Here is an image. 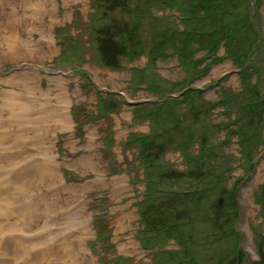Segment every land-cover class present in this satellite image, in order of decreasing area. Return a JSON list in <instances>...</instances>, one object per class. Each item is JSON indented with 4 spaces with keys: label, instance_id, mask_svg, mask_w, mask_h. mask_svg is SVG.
Masks as SVG:
<instances>
[{
    "label": "rangeland",
    "instance_id": "1",
    "mask_svg": "<svg viewBox=\"0 0 264 264\" xmlns=\"http://www.w3.org/2000/svg\"><path fill=\"white\" fill-rule=\"evenodd\" d=\"M38 2L43 13L30 15L32 4L28 6V14L23 12L24 0H13L11 5L19 15L28 20L31 16L33 22L31 18L25 28L14 31L0 28V133L4 134L0 141V173L6 170L10 174L11 170L24 173L33 183L24 184L25 190L16 203L13 201L9 206L0 195V264H43L40 262L43 258L54 264L50 260L54 256L60 260L58 264H69L67 252L61 247L75 251L77 264H157L159 250L170 251L181 246L167 235L154 239L151 237L155 232H150L149 241L147 235L141 234L138 229L143 225L138 220L137 202L145 197V202H149L156 189L174 190L182 201L167 204L166 199L157 197L158 205L178 211L180 216H200L204 212L194 206V195L200 191L208 193L199 205L205 209L209 195L218 196L232 184L238 204L235 227L245 252L240 264H263L259 262L258 239L264 237V206L259 204L256 192L264 186V0H248V3L228 0L230 9L235 11L223 15L230 23V31L236 30L241 21L246 23L240 26L245 32L242 39L246 41L240 56L247 57L244 64L239 62L241 66L235 65L231 57L237 55V50L229 57L213 59L205 58L204 50H197L180 61L171 53L172 44L160 40L161 35V39L166 38V34L177 35L176 28L181 26L179 12L175 8L157 9L155 6L148 10L135 2L140 18L131 19L130 27L141 32L145 52L139 50L130 59L122 56L118 68L111 65L117 57L103 64L98 57L101 54L98 44L107 30H89L85 26L94 12L90 0ZM219 4L220 0H216V10ZM213 15L205 22H213ZM246 15L258 36L249 29ZM50 23L53 25L49 36L55 44L52 53L45 47L42 59L31 56L36 54L7 59L10 54L4 52L9 51L4 34L15 44L28 38L38 40L41 30ZM166 29L168 32L163 34ZM112 31L114 29L109 32ZM105 45L102 41L101 46ZM224 46L221 40L213 56L226 53ZM163 47L168 48L169 55H162ZM96 69L101 71L96 74ZM21 73L25 80L5 82V78L14 80ZM48 79L53 80L52 83ZM58 83L64 87L62 94V89H56ZM186 86L193 89L189 94H180ZM199 88L201 92L196 91ZM4 92L29 96L32 108L41 104L44 108L46 104L48 115L43 113L25 123L37 131L30 129L25 137L17 133V106L12 103L16 99L10 100L8 110L3 105L5 96L1 93ZM165 93L174 98L154 108L152 101ZM66 95L70 99L67 119H49L51 115H58L59 100ZM99 96L105 98L103 102L98 100ZM204 130H207L205 138L199 139ZM247 134H251L249 141L242 145L240 135ZM148 143L156 159L153 165L150 158L153 166L146 163L144 167L139 147ZM47 154L54 161L55 180L40 179V173H36L39 160ZM84 155L89 161L77 164L75 159ZM196 156L204 159L203 167L197 165L191 172L193 161L188 158ZM201 172L204 177L200 176ZM147 174L156 180L149 183V192ZM58 179L60 181L55 182ZM93 180L89 189H68L69 183ZM58 183L66 188L61 189ZM118 185L124 187L115 193ZM45 186H48L47 191L41 190ZM195 188L199 191L193 193ZM48 197H52V205L48 204L52 199L43 202ZM67 202L85 210L86 230L71 226L63 213L71 207ZM62 205L66 208L56 215L44 209V206L58 209ZM29 206L33 207L26 208ZM23 209L27 211L22 214L24 223L21 224ZM222 210L205 211L213 214L212 217L175 227L173 235L195 238L203 231L221 227L228 233L231 220ZM38 229L41 233H37ZM235 235L220 240L219 249L218 244H212L210 251L216 252L215 257L218 251L228 248ZM7 237H12L14 244L5 242ZM155 240H160L161 244ZM193 247L199 249L200 264L215 263V257L211 261L204 260L201 248L206 245L198 241ZM162 254L158 264L164 258L169 259L166 253ZM176 255L181 257L182 251Z\"/></svg>",
    "mask_w": 264,
    "mask_h": 264
},
{
    "label": "trees",
    "instance_id": "2",
    "mask_svg": "<svg viewBox=\"0 0 264 264\" xmlns=\"http://www.w3.org/2000/svg\"><path fill=\"white\" fill-rule=\"evenodd\" d=\"M91 4L93 5L94 12L89 15V20L86 22L85 26L89 30L98 29V31H105L107 30L108 33H105L101 37L100 43L98 44V49L101 48V54H99V58L101 57V64H103L106 60H111L113 57H117L116 64L120 66V60L123 56L126 59H130L138 54L139 50L145 49L142 47L141 38H140V31L137 28L130 27V20L135 18H140L138 14L137 5L134 6V3H140L143 7L151 8L153 6L157 7V9H165V8H175L179 12V20L181 25L183 26L181 30L177 28V35L168 36L166 33L168 30L166 29L163 31V34H166V38L160 40L162 42H167L172 44V50L174 54L178 56L180 61H184V59L188 56H191V53L197 50H204L203 56L205 58H222L226 56H230L232 51L237 50L238 53L233 58L234 63L237 66L240 63L245 62L246 56L242 58L240 54L243 53L242 47L246 43L244 42V37L242 39V35L245 34L244 31L240 29V26L246 24L244 21H241V24L238 25V28L234 31H230L229 26L230 23L224 19L223 15H228L229 13H234L235 11L230 9L228 0H220V4L218 5L220 8L217 10L215 9V1L216 0H90ZM219 1V0H218ZM248 3V0H246ZM149 10V9H148ZM107 11V19L101 20L100 18H96L98 14H101ZM211 14L213 22H205L207 21L206 18L210 17ZM148 15H150L148 13ZM147 15V16H148ZM94 16V17H91ZM100 16V17H101ZM129 18V20L127 19ZM240 21V20H239ZM246 22H247V15H246ZM97 23V26H96ZM104 25V27H99L100 24ZM108 23V24H107ZM247 25L250 26V30L252 29L253 32L254 26L251 22H247ZM106 27V28H105ZM112 32H109L113 30ZM252 32V33H253ZM255 35L257 32H254ZM258 36V35H256ZM115 37V38H114ZM221 40H224V47L226 49V53L221 56H213L216 51V47H218ZM105 43L104 47L101 46V42ZM167 47H163L162 55H169L170 52L167 51ZM151 50V49H150ZM151 52V51H149ZM71 56H74L71 55ZM248 56V55H247ZM105 65V64H104ZM107 65V64H106ZM83 75H85L82 72ZM193 89V87H191ZM191 88H187L183 91L185 94H189L192 90ZM197 92H201V89H197ZM182 94V92H181ZM152 105V104H151ZM234 121V120H233ZM234 124L235 122H231ZM230 123V125H231ZM207 130L201 132L200 138H205ZM194 133V132H191ZM251 134L247 135H240L239 141L243 145L246 143V140L249 141V137ZM185 150V149H184ZM139 153L141 154V158L144 162V167L147 166L146 163H150V158H152L153 165L154 160L156 157L154 153H150V144L146 146L145 144H140ZM186 154V151H185ZM188 160L191 162L193 161V168L191 172L197 169V165H202L204 159H199L198 156L194 157L193 159ZM151 165V166H153ZM203 167V165H202ZM152 174V172H149ZM181 179L184 178L183 174L178 175ZM202 177H204V173L201 172ZM199 176V177H200ZM148 179V191L151 190L149 183H153L156 180H153L150 175L147 174ZM234 184L226 188L220 194L217 195H209L208 204L206 205L205 209H202L199 205L201 200L205 197L204 193L200 191V193H196L199 189L195 188L193 193L194 195V206L199 210V212H204L202 214H187L185 216H180L178 211L171 210L170 208L163 207L158 205L157 197H162L166 199L165 201L168 203H174L176 201H182L178 197H176L174 190H167V189H156L154 192V196L151 197L149 202L146 201V197L141 199L137 202L138 204V212H139V221L143 225V227L139 228V232L141 234L147 235V239H150V232H155L151 238L159 239L162 238V235H167L166 237L175 239L176 242L179 243L181 247H178L175 250L167 251L159 250V253H166L165 256H168L169 259L164 258L162 259L159 264H200V260L198 259V252L199 249L197 247H193V244H197L199 241L201 244L203 243L206 247L201 248L202 253H205L204 260H213L215 259L214 264H240L244 259L245 252L241 248L239 243V234L235 227V218L236 214L238 213V204L236 201V192L234 193L233 190ZM264 186H261L258 189L257 197L259 204L263 207L264 206ZM237 189V187H236ZM226 193H228L226 195ZM165 194V195H164ZM217 203H220L217 205ZM233 208V210H232ZM209 209H221L222 212L230 218V230L227 233L225 230L222 229H213L209 231H203L197 237L190 236H174L172 229L175 227H179L182 224L186 223H198L199 221H203L210 216L212 217L213 214L209 212H205ZM164 211H167L168 214L165 215ZM180 217V219H179ZM236 234L233 242L228 246L226 250L221 252L218 251L217 257L216 252L213 253L210 251L213 247L212 244H218V242L222 239L228 238L232 234ZM165 237V238H166ZM199 238V240H198ZM140 239H143V236L140 235ZM263 239V240H262ZM260 248H259V262L264 263V237L258 239ZM150 241V240H149ZM155 243L161 244L160 240H155ZM145 246V243H143ZM220 244H218V249L220 248ZM258 248V247H257ZM200 249V250H201ZM263 249V251H262ZM182 251V256H177L176 254L179 251ZM215 257V258H214ZM161 255L157 259L160 260Z\"/></svg>",
    "mask_w": 264,
    "mask_h": 264
},
{
    "label": "bare ground",
    "instance_id": "3",
    "mask_svg": "<svg viewBox=\"0 0 264 264\" xmlns=\"http://www.w3.org/2000/svg\"><path fill=\"white\" fill-rule=\"evenodd\" d=\"M12 1L13 0H0V28H7L10 31H14L15 28L17 30L20 27L21 28H25V25H27V23L30 22L31 18H32L31 21L33 22V17L29 16V20H28L26 18V16L19 15L18 10L15 9L13 5H11ZM38 1L39 0H24V3L22 4L23 5V12L24 13L26 12V13L29 14V11L27 12L28 6L30 4H32L33 9L31 10L30 15H33V14H36V13H43L42 7H41V5L39 4ZM107 14H108V12L104 11L102 13L103 16H101V14H98L95 17L96 18H100L101 20H105V18L106 19L108 18ZM91 17H94V16H91ZM37 21H40V19H38ZM52 25L53 24L50 23V25L48 27H46L43 30H41V34L42 35L40 36V38L38 40H32V39L28 38V39H24V40L20 41L17 44L13 43V40H12V38L10 36H7L6 34H4L2 37H3L4 41L6 42L5 45L7 47V50H9V51H4V52H6L7 54H10V55L7 56V59L15 58V57H17V55H21V56L24 57V55H31V54H36V55H31V56H34L35 58L42 59V58H44L42 53L43 52L46 53L45 47L50 51V53H52L54 51V49H55L54 41L49 36L51 34L50 29H51ZM96 26H97V23H96ZM102 26L104 27L103 23L100 24L98 26V28L102 27ZM182 27L183 26L181 25L177 29L181 30ZM95 31H98V29H95ZM162 37H163V35L160 36V38H162ZM169 44H171V43H169ZM12 47H13V49H12ZM172 49L173 48H171V53L173 52ZM215 53H217V50L215 51ZM67 56L69 57V55H67ZM31 65L33 67H35L34 63L31 64ZM111 65L114 68H118L119 67V65L115 64V63H112ZM145 68L146 67H142L141 69H145ZM132 69H136V67H132ZM95 71H96V74H98L99 71H101V70H97L96 69ZM34 73L36 75H38L37 70H35ZM42 77L43 76H41V78ZM7 78H5V82H7V81L8 82H11V81L14 82L17 79H19L21 81L25 80V77H24V75L22 73L19 74V76L17 78H15L14 80L7 79ZM52 81L53 80H49L48 79L49 83H52ZM57 87H59V88H56V87L55 88L58 89V90L62 89L61 94H62L63 91H65L62 84L58 83ZM38 88L40 89V87H38ZM4 89H1V91L2 92L5 91ZM27 93H29L28 90H27ZM182 94H183V92H182ZM1 95H2V97H3V95L5 96L3 98V105L7 106L8 110L11 109V101L10 100H15L16 99L12 103L16 104V106H17V109H16L17 110V116H16L15 121L18 122L17 133L22 135V137L27 136L30 129H32L34 132L37 131V129L35 127H28V126L25 125V123L28 120L36 119V118L40 117L41 114H43V113H46V115L49 114V112L46 109L47 108L46 104H44V108H43V104H41L40 107L37 106V108L36 107L35 108L30 107L31 99L27 95H20V94H15V93H11V92H4L3 94L1 93ZM173 98H174L173 95H168L167 93H165V94H163V97H158V98L154 99L152 101V104H153V106L155 108L156 105L159 106V105H161L163 103L170 102ZM104 99L105 98L102 97V96H99V98H98V100H100L102 102H103ZM98 100H97V102H98ZM59 102H60V106L58 108L60 109V111L58 112V115H55V116L51 115V117H49V119H52V120H54V118H56V120L57 119H59V120L60 119H62V120H66L67 119L66 111H67L68 105L70 103V99L66 95V96H63V99L59 100ZM97 108H98V106H97ZM88 111L89 110H87V113H88ZM158 114H161V113L159 112ZM76 116L79 117L80 114L76 115ZM79 119H80V117L78 119H75V120L78 122ZM0 129H1V127H0ZM44 130H46V129H44ZM48 133H50V131H48ZM3 135L4 134L0 133V141L3 138ZM33 135L34 136H38V134H33ZM37 147L39 148L40 144ZM0 151H2V148L0 149ZM150 151H151V148H150ZM2 153L5 154L4 152H2ZM75 160H76L77 164H80V163L81 164H86L89 161V157L84 155V156H82L80 158H76ZM10 163L13 165L12 162H10ZM53 164H54V161H52L51 155H49V154H47V156H45L43 159L39 160V168L37 167L39 172L36 171V173L38 175L40 173V175H39L40 179H42V177H44L46 180H55L56 179L57 175H56V171H55V165H53ZM7 165H9V164H7ZM13 172H14V170H11V174H10L6 170V171H3V172L0 173V195L6 201L5 205H8V206L13 201L16 203V199H18L17 197L20 195V193H22L23 190H25V187L23 186L24 184H26V183L33 184L32 181L30 180V178L27 177L28 176L27 174L17 173V172L13 173ZM18 180H19V183L21 182L22 184H19ZM59 181L60 180L58 179L55 182H59ZM93 182H94V180L92 182H77V183L76 182H72V183H69L68 189H71L72 191L77 190V189L83 191V190L89 189L91 187V185L93 184ZM59 184L60 183H58L57 186ZM60 185H62V184H60ZM22 187H23V189H22ZM123 187L124 186H122V185H118L115 188V193L120 191ZM64 188H66V186L63 184L61 189H64ZM20 189H22V190L20 191ZM47 189H48V186H45V187L41 188V190H43V191H47ZM33 192H35V191H33ZM36 198H37V194L35 196V200L34 201H36ZM39 198H45V197L44 196H40ZM48 198L49 199H44L43 202H46L47 200H51L52 199V197H48ZM52 202H53V199L48 204L52 205ZM69 204L71 205V207H69L68 209H66L63 212L64 215H67V217L69 219L68 221H70L69 223H72L73 225H71V226H73L75 228H79L80 230H83V228H84V230H86V224L84 222L86 220V218H85V214H86L85 210L84 209H80L79 207L77 208L76 205H74V204L72 205L71 203L67 202V206H69ZM64 205L60 206V208H58V209H53V208H49L47 206H44V209L51 210V212L54 215H56L57 212H59L61 209H65L66 208L65 207L66 205L65 206ZM32 207L33 206H29V207H26V208H30L31 209ZM24 211H27V209H23L21 211V213H20L21 224L24 223L22 221V217H23L22 214H23ZM119 227H121V224L118 225V228ZM63 229H65V227ZM37 233H41V230L38 229ZM5 242H11L12 244H14V242L12 240V237L5 238ZM61 248L64 251L67 252V255H68L67 258H68L69 264H77L78 263L77 254L75 253V251L70 250L69 248H67V249H65L63 247H61ZM55 252H54V254H55ZM160 255H161V257H163L162 253ZM50 260L54 264L60 263V260L58 258H56L55 256L52 259H50ZM63 261H65V259ZM40 262L43 263V264H52L51 262L47 261L44 258L41 259Z\"/></svg>",
    "mask_w": 264,
    "mask_h": 264
}]
</instances>
